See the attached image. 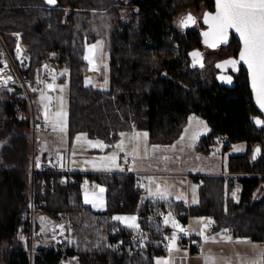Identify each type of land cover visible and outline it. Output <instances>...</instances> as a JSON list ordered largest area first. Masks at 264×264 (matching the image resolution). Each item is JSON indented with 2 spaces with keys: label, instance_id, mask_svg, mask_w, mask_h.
<instances>
[{
  "label": "trees",
  "instance_id": "obj_1",
  "mask_svg": "<svg viewBox=\"0 0 264 264\" xmlns=\"http://www.w3.org/2000/svg\"><path fill=\"white\" fill-rule=\"evenodd\" d=\"M200 1L208 11L214 10V0H130L136 9L124 21L121 0H57L54 5L45 0H0V50L6 46L14 52V33H21L31 52L30 83L42 74L46 56L53 55L58 63L69 66L71 138L86 132L110 148L125 131L147 130L151 143H173L190 114L196 113L212 128L201 138L199 149L209 150L219 136L229 143L245 141L248 150L230 155L228 162L229 173L243 174L236 179L224 174L196 175V180L202 179L200 198L190 210L191 215H212L214 231L229 228L235 236L264 242V194L255 197L264 181V126L256 123L261 113L254 104L245 67L239 65L228 74L217 67L236 58L241 43L232 35L218 52L205 55V66H196L191 51L203 47L202 31L188 28L182 32L173 25L178 7ZM103 16L110 18L107 89L87 82L90 63L85 59L88 45L99 36L98 21ZM32 113L23 87L0 91V139H6L0 151V262L60 264L66 256L77 255L82 264H155L156 256L168 252L163 225L166 204L150 199L142 202L138 176L123 171H80L76 180L65 184L60 182L63 173L57 172L52 187L51 175L40 172L34 185L35 200L42 202L44 210L69 220L75 242L43 247L32 259L21 237L36 153ZM86 178L106 185V210L85 203ZM236 180L242 188L239 201L232 195ZM183 206L176 203L174 208L186 221ZM116 213H139L141 230L149 234L147 243L142 245L134 238L135 230L115 220Z\"/></svg>",
  "mask_w": 264,
  "mask_h": 264
},
{
  "label": "rangeland",
  "instance_id": "obj_2",
  "mask_svg": "<svg viewBox=\"0 0 264 264\" xmlns=\"http://www.w3.org/2000/svg\"><path fill=\"white\" fill-rule=\"evenodd\" d=\"M47 2V0H45ZM57 1V0H56ZM130 0H121L120 16L124 21L130 20V14L136 8L131 7ZM48 3V2H47ZM49 4V3H48ZM54 5V4H49ZM70 10V6H66ZM204 1L198 3L183 4L178 7L173 17V25L179 31H186L188 17L194 16L197 19L194 29L202 31V34L209 31L208 26L205 27V15L209 14ZM100 25L99 36L87 47L86 56L90 63L87 71V82L92 83L95 87L107 89L110 86L109 76V28L110 18L103 16L98 21ZM15 35L20 32L14 33ZM15 51H10L6 46L0 50V91L2 89L13 90L16 85L23 87L27 92L32 110V117L35 120L33 134V149L40 158L51 155L55 158L57 154L54 151H68L70 164L77 171L88 170L89 172H107V171H126L129 169L134 172L136 166L141 167L138 175V183L142 189V199L155 202H163L166 204V210L163 212V225L170 228L168 236L176 233L181 229L188 228L185 222L175 211L176 203L198 202L200 198L199 188L202 179L196 180V175H215L228 173L229 156L246 152L247 143L240 141L231 143L229 146L225 142V137L219 136L209 146V150L199 149L198 145L202 137L208 135L212 128L205 118L191 113L182 134L173 143H151L148 139L147 130H133L122 133L121 139L113 146H107L106 142L101 138H92L86 132H79L72 138L69 133V99H70V69L66 63H58L53 55L46 56L50 59L47 66L42 62V74L37 76L35 83L28 82L27 71L19 72L15 63L17 57L22 56L24 51H30L23 43V39L17 37ZM201 48L191 51L192 64L196 66H205L207 64L205 55L219 50V46L209 47L205 43ZM93 45L96 47L89 52V48ZM20 50V51H18ZM23 52V53H21ZM192 53H199L198 57H194ZM44 57V58H46ZM43 58V59H44ZM91 61V62H90ZM4 77V78H3ZM51 84L53 87L48 88ZM42 97H44L42 99ZM47 106L48 116L45 117ZM57 112H62V122L58 123L56 117ZM64 127V131L60 128ZM147 134L145 137L143 134ZM140 134L136 139L132 137ZM77 137H80L77 140ZM183 137V139H181ZM195 137V139H193ZM6 139H0V151ZM96 142H100L104 147H100ZM123 142V150L116 145ZM136 145V151L129 153V149ZM227 145V148L225 147ZM126 150V151H124ZM115 154V161L105 159ZM123 155V156H121ZM54 156V157H53ZM128 158L132 164L127 166ZM243 174V172L234 173ZM237 176L233 178L236 179ZM103 188V193L100 189ZM159 189V191H158ZM161 193L164 198H161ZM235 193V195H233ZM241 194V184L236 180L235 189L232 195L235 199H239ZM264 194V181L255 191V197ZM83 198L90 201L88 204L96 210L107 209V187L104 183L97 180L86 178L83 182ZM188 205L184 204L183 207ZM163 210V209H160ZM38 226L42 230L43 237H37L34 247L36 251L34 256L41 248L51 245L52 240H48L50 235L49 224L54 221H63L68 228L69 239L65 245H72L75 242V234L70 227L67 218H59L51 212L45 210L38 211ZM114 217H136L134 222L128 220H118L123 225L135 230L134 238L139 240L143 245L149 238L148 233L141 230L139 213H116ZM116 220V219H115ZM167 221V222H166ZM173 221L179 227L173 226ZM190 229L195 234L200 235L202 247L200 250L191 253L186 260V264H262L264 263V242L253 240L249 237H238L233 234L229 228H223L218 231L213 230L215 220L212 215H191ZM211 221V223H209ZM134 223L138 227H130ZM165 231V230H164ZM167 240L170 241V238ZM22 237V235H21ZM62 245V244H61ZM63 245V246H65ZM182 248L183 247H179ZM77 256V255H76ZM68 257L69 262H63ZM0 264H4L0 262ZM60 264H82L79 257L66 256Z\"/></svg>",
  "mask_w": 264,
  "mask_h": 264
},
{
  "label": "snow or ice",
  "instance_id": "obj_3",
  "mask_svg": "<svg viewBox=\"0 0 264 264\" xmlns=\"http://www.w3.org/2000/svg\"><path fill=\"white\" fill-rule=\"evenodd\" d=\"M47 2L49 4H55L56 0H47ZM215 2V14L209 13L205 15L204 22L209 25V31L203 33L205 43L209 47H215L218 43H226L230 29H233L238 34L239 40L242 43L239 60L247 65L251 74L252 88L256 93L257 101L264 108V0H215ZM187 19L192 20V17L189 15ZM95 47L93 45L89 48V52L91 53ZM192 55L198 57L199 53H192ZM85 59H89V57L86 56ZM237 63L238 61L236 60H228L224 62V65L235 67ZM224 65H217V67H223ZM47 87L52 88L53 86L49 84ZM45 108V117L47 118V106ZM55 115L58 118L57 122H62L63 113L57 112ZM256 123L260 124L261 121L257 120ZM60 130L64 131V127H61ZM139 135H134L132 139H136ZM143 135L145 137L147 136L146 133ZM79 139L80 137H77V140ZM96 143L101 148L104 147L102 143ZM116 147L123 150V142L116 145ZM256 151L258 152L259 150L257 149ZM115 158L114 154L112 157H106L105 159H111L114 162ZM103 191L104 189L101 188L100 192L103 193ZM161 198H164L163 193H161ZM89 202L87 199L85 200V203ZM114 219L134 222L136 217H114ZM129 226L138 227L134 223ZM173 226L179 227L175 221H173ZM173 239H175V233L173 234ZM158 264H166V262H158Z\"/></svg>",
  "mask_w": 264,
  "mask_h": 264
},
{
  "label": "built area",
  "instance_id": "obj_4",
  "mask_svg": "<svg viewBox=\"0 0 264 264\" xmlns=\"http://www.w3.org/2000/svg\"><path fill=\"white\" fill-rule=\"evenodd\" d=\"M19 39H21L20 34L17 35ZM17 61L15 63L18 71L21 73L29 69L31 65V52L25 50L22 56L17 57ZM50 63V59L48 57L44 58L43 65L47 66ZM132 164L131 159H128L127 166ZM40 172L49 173L51 175V187L55 183V174L57 172L63 173V176L60 179L62 184L67 183L69 180H76V173L80 172L74 170L70 167V158L67 151H59L55 158L47 157L40 158L34 152L32 157V195L30 203L24 209V220L25 223L22 229V238L23 241L28 248L31 257L34 255L36 248L34 247L35 240L37 237H43L42 230L38 226V211L44 210L42 207V202H37L35 200V192L34 185L36 182V177ZM123 172H131L129 169ZM234 187H232L233 189ZM46 191H44L45 193ZM181 214L187 217V220L184 221L185 225L188 228H185L183 231H176V237L180 240L181 246L186 248L192 253L193 251H197L202 247V241L195 237L193 232L190 229V216L191 210L190 207H183L181 209ZM49 230L51 231L50 235L47 237L48 240H52L51 245H47V247H55L61 244H64L69 239L68 228L65 222L63 221H54L49 224ZM74 258H77L74 255ZM80 261V260H79ZM63 262L68 263V257L64 259Z\"/></svg>",
  "mask_w": 264,
  "mask_h": 264
},
{
  "label": "crops",
  "instance_id": "obj_5",
  "mask_svg": "<svg viewBox=\"0 0 264 264\" xmlns=\"http://www.w3.org/2000/svg\"><path fill=\"white\" fill-rule=\"evenodd\" d=\"M225 143L228 144L229 146L231 145V143H229L227 141ZM107 146H108V144H107ZM135 146L136 145H133L128 150L129 153L132 152V151H134V152L136 151V147ZM124 151H126V150H124ZM54 152L55 153H58L59 151H54ZM121 156H123V155H121ZM48 157H51V155H49ZM128 159H130V158H128ZM70 167L72 168V165L71 164H70ZM138 167L141 169V167L139 165H137L136 166V170H133L134 173L137 176L140 174V172H142V170H140ZM72 169H74V168H72ZM74 170H76V169H74ZM82 171H85V170H82ZM86 171H88V170H86ZM226 173L227 172H223V174H226ZM241 191H242V188H241ZM240 197H241V194H240ZM239 200H240V198L237 201H239ZM194 203H196V202H190L189 201L187 203L185 202L184 204L190 206V205H192ZM164 230H165L166 235L168 236V234L170 233L169 232L170 231V228L169 227H166L164 225ZM194 235H196L197 238H199V239L201 237L200 235L195 234V233H194ZM169 238H170V241L168 240V243H167L168 244V252L166 254H164V255H158V256H156V258H155V264H158V262H166V264H186L187 258L189 256L191 258V255H190L189 250L186 249V248H183V249L182 248H179V247H181V244H180V240L176 237V235H175V239H173V235L168 236V239Z\"/></svg>",
  "mask_w": 264,
  "mask_h": 264
},
{
  "label": "water",
  "instance_id": "obj_6",
  "mask_svg": "<svg viewBox=\"0 0 264 264\" xmlns=\"http://www.w3.org/2000/svg\"><path fill=\"white\" fill-rule=\"evenodd\" d=\"M214 1H215V0H214ZM215 12H216V2H215V8H214V10L211 11L210 14H215ZM207 26H208V28H209V25H208V24H207ZM232 35H234L235 37H237V38L239 39L238 34H236L235 31H234L233 29H230V30H229V34H228V38L231 37ZM228 38H227V39H228ZM239 41H240V40H239ZM240 43H241V41H240ZM223 44H225V43H218V44H217V47L220 46V45H223ZM241 47H242V43H241L240 49H241ZM240 49H239V51H238V55L236 56V58H234V59H229V60H236V61H238V63H237L236 65L244 66L245 69L247 70V73H248V76H249L250 88H251V91H252V94H253V101H254L255 106L257 107V109H258V110L260 111V113H261V124L264 126V108H262V107L260 106V104L258 103V101H257L256 93H255L254 89L252 88L251 74H250V72H249V70H248V68H247V65H245V64L243 63V61H240V60H239V52H240ZM226 61H228V60H226ZM221 65H224V61L221 63ZM236 65H235V66H236ZM223 67H224V66H223ZM223 67H222V68H223ZM224 76H225V75H224ZM226 78H227V77H226ZM256 150H257V149H256ZM256 152H257V151H255V154H256ZM255 154H254V155H255Z\"/></svg>",
  "mask_w": 264,
  "mask_h": 264
},
{
  "label": "flooded vegetation",
  "instance_id": "obj_7",
  "mask_svg": "<svg viewBox=\"0 0 264 264\" xmlns=\"http://www.w3.org/2000/svg\"><path fill=\"white\" fill-rule=\"evenodd\" d=\"M192 17V20H189L188 21V24H187V29L188 28H193L194 25H196L197 22V19L194 17V16H191ZM194 21V22H193ZM205 27H207V24L205 23ZM194 29V28H193ZM202 29V28H201ZM200 29V30H201ZM225 62V61H224ZM222 63V62H221ZM240 66L239 65H236L235 67L231 66V65H224V67L222 68V73L223 74H228L230 72H233V71H236ZM228 72V73H227ZM228 76V75H227Z\"/></svg>",
  "mask_w": 264,
  "mask_h": 264
},
{
  "label": "bare ground",
  "instance_id": "obj_8",
  "mask_svg": "<svg viewBox=\"0 0 264 264\" xmlns=\"http://www.w3.org/2000/svg\"><path fill=\"white\" fill-rule=\"evenodd\" d=\"M18 51H20V50H18ZM21 53H23V52H21ZM23 55V54H22ZM4 78V77H3ZM1 79V78H0Z\"/></svg>",
  "mask_w": 264,
  "mask_h": 264
}]
</instances>
